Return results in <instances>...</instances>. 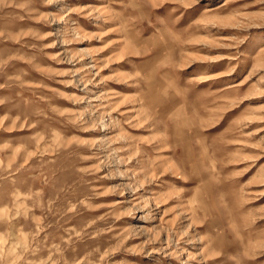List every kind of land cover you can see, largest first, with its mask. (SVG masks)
Wrapping results in <instances>:
<instances>
[{
    "label": "rangeland",
    "instance_id": "obj_1",
    "mask_svg": "<svg viewBox=\"0 0 264 264\" xmlns=\"http://www.w3.org/2000/svg\"><path fill=\"white\" fill-rule=\"evenodd\" d=\"M0 264H264V0H0Z\"/></svg>",
    "mask_w": 264,
    "mask_h": 264
}]
</instances>
